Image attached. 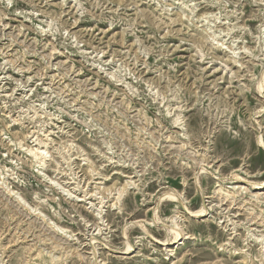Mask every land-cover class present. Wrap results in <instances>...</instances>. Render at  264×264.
<instances>
[{
	"label": "rangeland",
	"instance_id": "obj_1",
	"mask_svg": "<svg viewBox=\"0 0 264 264\" xmlns=\"http://www.w3.org/2000/svg\"><path fill=\"white\" fill-rule=\"evenodd\" d=\"M263 73L264 0H0V264H264Z\"/></svg>",
	"mask_w": 264,
	"mask_h": 264
},
{
	"label": "bare ground",
	"instance_id": "obj_2",
	"mask_svg": "<svg viewBox=\"0 0 264 264\" xmlns=\"http://www.w3.org/2000/svg\"><path fill=\"white\" fill-rule=\"evenodd\" d=\"M263 80H264V73H263V79L261 80V82H260V87H263ZM262 89V88H261ZM260 90V89H259ZM262 138V137H261ZM260 138V139H261ZM37 150H39V149H37ZM35 152V151H34ZM36 153V152H35ZM40 153V152H39ZM42 153V152H41ZM37 155H39V154H37ZM34 157V156H33ZM35 158V157H34ZM43 159V158H42ZM42 162V161H41ZM44 163V162H43ZM42 163V164H43ZM203 170H205L204 168H203ZM238 175V174H237ZM237 178V177H236ZM246 180V179H245ZM255 185H257V188H259V189H264V187H261L262 185L264 186V182H260V183H254ZM217 187H220V184H217ZM12 191V190H11ZM228 193V192H227ZM226 194V193H225ZM230 194V193H229ZM16 195V194H15ZM231 195V194H230ZM235 195V194H234ZM169 196H175L174 194H172V193H170L169 194ZM233 196V195H232ZM182 202V201H181ZM186 207V206H185ZM210 209V208H209ZM210 211H208V207H202L201 209L199 208V210H197L196 211V214H201L202 216L203 215H205V214H207V213H209ZM192 213V212H191ZM172 227L170 228V231L173 233V236H174V240H173V242L172 243H170V244H174V243H178L179 242V240H182V239H185L186 238V235H187V233H185L182 229H181V227L180 226H178V225H176V224H174V225H171ZM58 229L61 231V232H64L65 233V230L63 229V228H61V227H59L58 226ZM145 231V230H144ZM145 233L147 234L148 232L147 231H145ZM68 235V234H67ZM127 236V235H126ZM93 238V237H92ZM94 240H95V237L93 238ZM97 239V238H96ZM126 239V238H125ZM166 242V241H165ZM127 243V248H126V252H124L125 254L126 253H130V250H132V244H130V242L128 243V242H126ZM92 250V258H94L95 259V261H96V263L95 264H102V261H98L97 259H99V258H97V248H95V247H93V248H91ZM110 249V248H109ZM117 250V249H116ZM115 250V251H116ZM94 259H93V262H94Z\"/></svg>",
	"mask_w": 264,
	"mask_h": 264
}]
</instances>
